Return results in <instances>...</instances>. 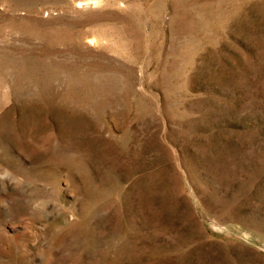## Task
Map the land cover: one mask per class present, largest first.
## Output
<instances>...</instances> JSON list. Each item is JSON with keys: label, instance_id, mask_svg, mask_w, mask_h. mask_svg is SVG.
<instances>
[{"label": "rangeland", "instance_id": "rangeland-1", "mask_svg": "<svg viewBox=\"0 0 264 264\" xmlns=\"http://www.w3.org/2000/svg\"><path fill=\"white\" fill-rule=\"evenodd\" d=\"M0 264H264V0H0Z\"/></svg>", "mask_w": 264, "mask_h": 264}]
</instances>
